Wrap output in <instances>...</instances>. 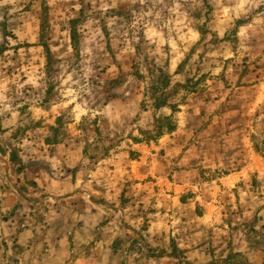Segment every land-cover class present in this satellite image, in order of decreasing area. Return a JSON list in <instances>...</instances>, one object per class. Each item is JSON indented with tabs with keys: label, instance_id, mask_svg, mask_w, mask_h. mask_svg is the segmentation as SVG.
Wrapping results in <instances>:
<instances>
[{
	"label": "rangeland",
	"instance_id": "rangeland-1",
	"mask_svg": "<svg viewBox=\"0 0 264 264\" xmlns=\"http://www.w3.org/2000/svg\"><path fill=\"white\" fill-rule=\"evenodd\" d=\"M238 112L242 160L260 165L248 188L264 205V0H0V181L16 197L0 212V264H189L182 237L206 245L200 264L231 253L230 264H264V226L243 223L244 187L219 182L239 156L218 167L221 148L207 143L199 185L154 196L195 128ZM137 149L153 175L142 181ZM146 182L148 202L130 190ZM81 189L88 204L64 200ZM212 193L220 231L198 239L190 225Z\"/></svg>",
	"mask_w": 264,
	"mask_h": 264
},
{
	"label": "crops",
	"instance_id": "crops-1",
	"mask_svg": "<svg viewBox=\"0 0 264 264\" xmlns=\"http://www.w3.org/2000/svg\"><path fill=\"white\" fill-rule=\"evenodd\" d=\"M258 120L261 121L260 119ZM246 121L247 120L243 118L239 112L237 113V115L233 114L231 119H228V115H226L204 120L203 124L195 128L194 133L196 138V144L191 146L190 149H178V157L174 159L173 162H167L168 165L175 166L177 168V171L173 174L175 178L174 182H168V185H166V189L163 190L162 186L164 184V180H161V184H163L160 186L161 188L157 190V193L154 196L157 197L163 194L164 192H167V197L172 198L173 200H178L183 194L189 192V190L195 189L194 186L199 185L198 168L200 166L203 167L206 164V157L204 156V146L207 143H213L217 145L218 149L221 148L217 151L215 155V164L218 167L223 165V163H221L220 161L225 160L226 154H228L231 158L234 156L240 157V160L239 162H237V165H241L242 167H236L233 172L228 174L224 179H221L219 182L222 187L227 189L234 188L238 184L244 187L240 188L239 194V202L240 207L242 208L241 215L243 218V223L246 225H255L256 223H258L259 225L264 226V205L263 203L258 204L260 200H263V198H260V195L263 193H261L258 189L251 188L250 190L248 188L249 172H260V165H258L256 162H249L246 160L243 161V155L240 154L242 151V149L240 148L242 147L241 145L247 129L244 126L248 127V122L245 123ZM195 146H197V148ZM198 147L202 149H199ZM137 151L140 152L141 155L138 157V160H135L130 163V167L134 180L142 181L148 179L149 176L151 177L153 175L150 169L148 168V157L147 155H145V153L147 154V151H143L142 149H137ZM232 160L233 162L236 161V159L234 158ZM148 184L149 183L146 182L144 184H137L132 186V188L130 189L131 195L133 194L134 196H137L136 199H139L140 201L144 200V202H148V200H150V198L153 196ZM71 193V197L64 199L68 203L77 202L76 208L80 207L79 204H88V202L83 199L86 196L85 192H83L82 189L81 191H75ZM202 196L207 197L204 193ZM197 199L200 198L197 197ZM14 200H16V197L12 195L9 191H7L4 182L0 181V212L3 211L5 207L10 205V203H12ZM200 203H204L203 206L205 208V211L202 213L201 216H197L195 220H192V224L190 225V228H193L191 229L193 233L198 235V239L202 236L203 233L210 234L215 233L216 230L220 231L219 226H221L222 224V222H220L214 225L216 219L221 216L222 208L221 206H219V202L216 200L215 195H213V193L212 195L209 194L208 200H204V202L200 201ZM185 206H187V204ZM100 212L104 214L101 218L106 219L109 216L107 215L108 213H105V211L99 210L98 213ZM189 215L186 216L188 217ZM97 218H99L100 220L99 216ZM168 223H170L169 220L166 223L160 220V222L156 225L159 228L157 232H164L165 230L167 236L170 235L171 230L168 226ZM185 223L186 221L183 222L181 228L176 229L173 233L179 235V237H181V233L185 235L190 229ZM223 227L227 228V226L222 225V228ZM185 240L188 239L182 237L179 239V244H177V248L181 251H184V261L189 264H200L199 260L204 257L203 253L206 248V245L202 246V241H200L198 245H196L195 247H191L185 244ZM245 253L247 256L250 257L255 255L251 248H247L245 250ZM49 260L51 264H56L57 262H59L58 258H53ZM89 261L90 260L86 262H88V264H93ZM97 261L99 262V260ZM254 264H256V262Z\"/></svg>",
	"mask_w": 264,
	"mask_h": 264
},
{
	"label": "trees",
	"instance_id": "trees-1",
	"mask_svg": "<svg viewBox=\"0 0 264 264\" xmlns=\"http://www.w3.org/2000/svg\"><path fill=\"white\" fill-rule=\"evenodd\" d=\"M73 38L74 37H71V39H73ZM43 47L47 50L46 45H43ZM165 81H166V77L164 76L162 79V82H165ZM165 104L166 103H165V99H164V101H162L160 104L156 105L155 107L156 108L163 107V106H165ZM172 128H173V125H169L166 127L167 130H171ZM237 257H239L238 254H232L231 253V254H229V256L225 260L218 262V263L216 261H213L210 264H230V262ZM245 263L248 264L246 261H245ZM236 264H243V263L237 262Z\"/></svg>",
	"mask_w": 264,
	"mask_h": 264
}]
</instances>
